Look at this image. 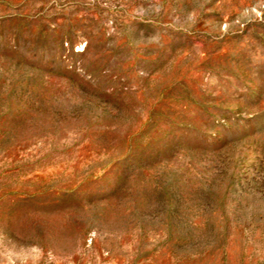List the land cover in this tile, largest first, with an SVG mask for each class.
Masks as SVG:
<instances>
[{"label":"rangeland","instance_id":"374dc122","mask_svg":"<svg viewBox=\"0 0 264 264\" xmlns=\"http://www.w3.org/2000/svg\"><path fill=\"white\" fill-rule=\"evenodd\" d=\"M0 264H264V0H0Z\"/></svg>","mask_w":264,"mask_h":264}]
</instances>
